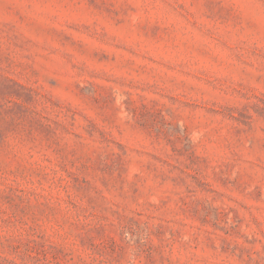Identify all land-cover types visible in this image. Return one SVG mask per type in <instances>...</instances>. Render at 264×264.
Returning a JSON list of instances; mask_svg holds the SVG:
<instances>
[{
	"label": "rangeland",
	"instance_id": "1",
	"mask_svg": "<svg viewBox=\"0 0 264 264\" xmlns=\"http://www.w3.org/2000/svg\"><path fill=\"white\" fill-rule=\"evenodd\" d=\"M0 264H264V0H0Z\"/></svg>",
	"mask_w": 264,
	"mask_h": 264
}]
</instances>
